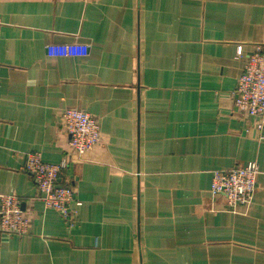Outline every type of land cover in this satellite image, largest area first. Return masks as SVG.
<instances>
[{
	"label": "crops",
	"instance_id": "obj_1",
	"mask_svg": "<svg viewBox=\"0 0 264 264\" xmlns=\"http://www.w3.org/2000/svg\"><path fill=\"white\" fill-rule=\"evenodd\" d=\"M0 18V193L31 216L0 233V264H264V128L233 97L264 0H0ZM69 107L101 124L84 159ZM30 152L68 161L74 226L38 198ZM251 161L249 204L212 195L216 170Z\"/></svg>",
	"mask_w": 264,
	"mask_h": 264
},
{
	"label": "built area",
	"instance_id": "obj_2",
	"mask_svg": "<svg viewBox=\"0 0 264 264\" xmlns=\"http://www.w3.org/2000/svg\"><path fill=\"white\" fill-rule=\"evenodd\" d=\"M2 20L0 18V25ZM244 55L239 45L238 58ZM1 69V67H0ZM234 106L241 116L256 119L255 128H264V42L255 43V48L246 58L243 71L237 78L233 91ZM65 132L69 136V146L76 157L84 159L102 143L103 134L99 120L90 112L69 107L62 111ZM66 159L58 163L45 162L39 152L27 154L23 170L37 186L38 198L45 207L55 209L62 215L68 226L76 224L78 207L73 186L59 183L67 167ZM260 168L255 161L228 169L216 170L211 183L213 196L222 195L231 206L249 204L257 189ZM31 225V216L23 208L21 199L13 193H0V233L24 235Z\"/></svg>",
	"mask_w": 264,
	"mask_h": 264
}]
</instances>
